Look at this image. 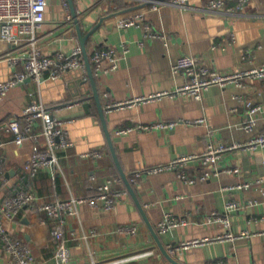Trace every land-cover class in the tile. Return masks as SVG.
Returning <instances> with one entry per match:
<instances>
[{
    "label": "crops",
    "instance_id": "obj_1",
    "mask_svg": "<svg viewBox=\"0 0 264 264\" xmlns=\"http://www.w3.org/2000/svg\"><path fill=\"white\" fill-rule=\"evenodd\" d=\"M69 1V0H68ZM237 0H228L234 4ZM84 33L93 29L89 37V55L95 49L113 46L129 48L119 54L118 67L108 74L96 77L103 106L110 101H128L162 91H175L188 78L174 72L172 67L182 54L197 57L200 63L223 73L252 69L264 65V0H248L239 14L204 10V0H191L186 8L164 5L145 12L149 30L158 36L150 37L144 25L119 27V17L139 3L135 0H74ZM120 5L122 7H120ZM128 6V8H125ZM63 0H48L46 18L37 30V42L45 54L70 52L80 45L74 20L68 21ZM248 51L250 53L248 54ZM1 54V50H0ZM106 65V62L103 63ZM13 67L0 61V81L7 79ZM78 70L67 71L59 79L46 72L40 81L26 80L0 97V125L8 123L31 103H43L54 108L61 103L81 100L72 110L63 111L72 147L59 152V170L41 168L36 176L25 170L35 143L26 139L22 143L15 135L0 130L5 156V177L0 180V204L18 191H33L39 202L57 198L87 196L110 176L120 175L111 153L107 137L93 96L91 81L84 82ZM244 86L230 83L204 89L200 99L187 93L164 95L106 111L109 130L120 163L129 181L135 171L168 163L183 154L202 153L210 142L219 144L249 143L264 134V79L244 77ZM108 97H104V93ZM243 99L262 104L257 114L255 129L243 127L247 107ZM86 103L88 106H84ZM237 108V110H236ZM77 113L75 116H70ZM204 118L203 122H196ZM181 121L174 127L143 129L139 125ZM132 127L127 132L117 129ZM35 130H41L40 121ZM45 146L44 138L40 147ZM98 149L101 157H82L81 153ZM240 167V173L224 169ZM222 171L207 180L199 178L202 164L199 159L186 166L194 182H185L179 170L157 173L144 172L134 187V196L123 198L113 211L81 205L75 214H64L65 236L71 249V264H171L160 249L150 225L162 244L185 264H208L223 258L228 264H264V181L253 183L249 189L231 188L244 180L264 177V146L241 147L226 151L218 164ZM228 202L239 208L227 212ZM217 211L228 215L229 227L208 221ZM184 218L185 222L160 232L158 223L166 214ZM55 219L46 212L24 208L14 221H7L9 231L26 242L36 264H57L56 242L52 235ZM137 225L133 235L121 233L118 227ZM95 230L96 234L91 232ZM232 231L241 235L232 240L206 242L197 246L177 248L192 239L214 238ZM0 264H15L0 241Z\"/></svg>",
    "mask_w": 264,
    "mask_h": 264
},
{
    "label": "built area",
    "instance_id": "obj_2",
    "mask_svg": "<svg viewBox=\"0 0 264 264\" xmlns=\"http://www.w3.org/2000/svg\"><path fill=\"white\" fill-rule=\"evenodd\" d=\"M67 20L73 21L74 17L68 0H63ZM138 3H145L151 9H158L164 5H173L181 8L189 6L191 0H135ZM204 10L223 11L228 14H239L242 12L248 0H237L234 4H228V0H204ZM48 0H0V61L8 62L12 67L9 77L0 81V97H4L10 89L18 84L26 81L28 78L40 81L46 72L50 77L59 79L67 71H80L81 78L84 82H88L90 77L88 68L84 59L81 45H76L70 52L58 51L55 54H45L39 47L36 32L43 25L46 18ZM119 27H130L144 25L149 32L146 34L150 37L158 36L149 30V26L145 21V12L138 11L134 14L119 17L116 21ZM129 48L123 45L121 49L113 46L95 49L92 52L90 61L95 77L108 74L118 67L119 54L128 53ZM250 51H248V54ZM106 62V65L103 63ZM174 72L184 73L188 80L178 87L175 91H162L150 96L137 97L128 101H110L104 105L105 111L114 108L133 105L136 102L145 101L153 98H159L164 95H175L178 93H187L200 99L204 89L211 85L218 84L226 86L235 83L237 86L243 87V78L250 77L255 79H264V65L254 67L252 69L240 70L231 73H223L215 68L200 63L196 56L191 54L180 55L172 67ZM104 97H108V93H104ZM239 100H244L242 96H237ZM81 100L68 101L61 103L54 108H48L43 103H31L22 113L16 115L8 123L0 125L2 132H10L15 135V140L22 143L26 139H31L34 143V149L25 163V170L31 176H36L38 171L43 167H52L55 171L59 170V152L68 149L74 145L70 132L66 126L71 119L61 117L63 111L72 110L80 106ZM244 103L247 107V117L243 122L246 131L251 132L255 129L258 120L257 114L263 110L262 104L256 103L251 99H245ZM237 110V108H236ZM39 120L41 130H35V122ZM205 119H198L196 122H203ZM181 121L158 122L152 124L139 125L143 129H153L156 127H174ZM132 129V127L120 128L116 133H124ZM44 138L45 146L40 147V139ZM264 146V134H260L253 138L249 143H219L210 142L206 149L198 154H183L168 163L150 166L145 171L138 170L131 174L130 181L138 183L144 172L157 173L166 170H179V177L185 182H194L195 177H191L186 172V166L192 160L199 159L202 164V173L199 178L207 180L212 176L218 175L222 170L218 168V164L226 151L241 147H257ZM3 146L0 138V180L8 181L5 177V156L1 152ZM102 152L93 149L81 153L82 157H101ZM229 173H240V167H229L224 169ZM264 177L255 180H244L231 188L249 189L253 183H262ZM129 196L128 189L124 186V179L120 175L110 176L102 183L96 186L95 192L87 196H71L68 198H57L49 202H39L38 196L33 191H18L11 195L0 204V241L6 252L11 256L15 264H36L35 256L30 246L22 239L15 237L7 227V221H14L20 212L30 207L32 210L46 212L50 217L55 219L52 228V235L56 242L55 258L57 264H71L72 255L65 236V218L64 214H75L81 205H88L91 208L104 209L113 211L118 203L125 197ZM239 208L238 203L228 202L226 205L227 212ZM208 221L220 222L229 227L230 220L228 215H223L217 211L212 212L208 216ZM185 219L173 216L168 213L158 223L160 232H167L171 227L184 223ZM121 233L133 235L138 232L137 225H122L118 227ZM93 235L96 231L91 232ZM250 235L248 231L241 234H235L228 231L225 234L218 235L214 238L192 239L175 246L177 248H185L197 246L206 242L219 240H232L241 235ZM92 264H97L92 262ZM208 264H228L223 259H216Z\"/></svg>",
    "mask_w": 264,
    "mask_h": 264
},
{
    "label": "water",
    "instance_id": "obj_3",
    "mask_svg": "<svg viewBox=\"0 0 264 264\" xmlns=\"http://www.w3.org/2000/svg\"><path fill=\"white\" fill-rule=\"evenodd\" d=\"M69 4H70V8H71V13L74 17V22H75L77 33H78L79 42H80V45L82 47L84 59H85V62H86L87 68H88V73H89L90 81H91L92 88H93V96H94L96 103H97L99 115H100V118L102 121V125L104 128L106 137H107V141H108L111 153H112L114 160H115V162L119 168L120 174L123 177V179L127 185V188L129 189L130 193L134 196V198H135L138 206L140 207L142 213L145 215L143 208H142V205L139 203V201L137 200V198L135 196L134 187L130 183V181H129V179H128L126 173L124 172V169L120 163V160L118 158L116 148L114 146L112 134H111L109 127H108L106 111H105L104 106H103V101H102L101 95H100L98 88H97L96 77L93 73V68H92V64L90 61V55H89L88 49H87V41H88L89 37L100 25H102L104 18H101V20L96 24V26L93 29L89 30L87 33H84L82 23L80 21V15L77 12L74 0H69ZM27 80H31V78H28ZM84 106H88V105L86 103H84ZM75 115H77V113H72L70 116H75ZM147 222H148L149 227L151 228V231H152L160 249L163 251L164 255L170 260L171 264H185V263L179 261L175 256H173L168 251V249L162 244L161 240L159 239L155 229L150 225V222L148 220H147ZM172 248H174V247H171V249Z\"/></svg>",
    "mask_w": 264,
    "mask_h": 264
},
{
    "label": "trees",
    "instance_id": "obj_4",
    "mask_svg": "<svg viewBox=\"0 0 264 264\" xmlns=\"http://www.w3.org/2000/svg\"><path fill=\"white\" fill-rule=\"evenodd\" d=\"M147 6H148V5L145 4V3H139L138 5H136V7H133V8H131V9H129L130 11H129L128 13L138 12V11H140V10L145 9ZM120 7H122V6L120 5ZM125 8H128V6L124 7V9H125ZM90 57H91V54H90Z\"/></svg>",
    "mask_w": 264,
    "mask_h": 264
}]
</instances>
